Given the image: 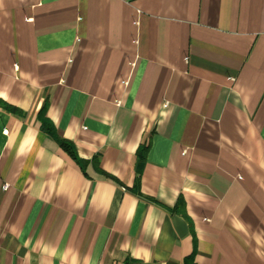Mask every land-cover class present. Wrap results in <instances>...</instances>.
I'll list each match as a JSON object with an SVG mask.
<instances>
[{
	"label": "crops",
	"instance_id": "crops-1",
	"mask_svg": "<svg viewBox=\"0 0 264 264\" xmlns=\"http://www.w3.org/2000/svg\"><path fill=\"white\" fill-rule=\"evenodd\" d=\"M0 99V264H264V0H0Z\"/></svg>",
	"mask_w": 264,
	"mask_h": 264
},
{
	"label": "trees",
	"instance_id": "trees-1",
	"mask_svg": "<svg viewBox=\"0 0 264 264\" xmlns=\"http://www.w3.org/2000/svg\"><path fill=\"white\" fill-rule=\"evenodd\" d=\"M0 107L4 110L10 112V113H13V114H17L20 116L25 115L21 109L6 103L1 99H0ZM46 109H47V103L44 105V107L38 113V118L41 121V130L45 134H47L51 138H53L56 141V143L59 145V147L62 150H64L67 153V155L70 156L74 161H76L80 165V167L84 171V173H86V167L89 164V162L80 158V156L78 155V152H77L76 145L73 142H71V141H69V140H67V139H65L59 135L54 124L50 121V119H48L46 117ZM149 148H150V142L148 144L144 143L138 148L137 155H138V159H139V167H141L142 163L145 161L146 154H147ZM92 163H93L94 168L96 169V171L98 173L102 174L106 178H110V179L122 184V182L120 180H118L114 176L110 175L109 173H107L104 170L99 168L97 157H95L92 160ZM180 202H181V200H180ZM169 210L170 211H172V210L176 211V210H180V208H179V206H175L173 209L169 208ZM182 213H183L184 217L188 220L192 232H194L192 222H191L192 220L189 218V216L186 214L185 211H183ZM193 260H194V254L185 259V264H194ZM125 264H146V263H144L143 261L138 260V259L127 257L125 259Z\"/></svg>",
	"mask_w": 264,
	"mask_h": 264
}]
</instances>
